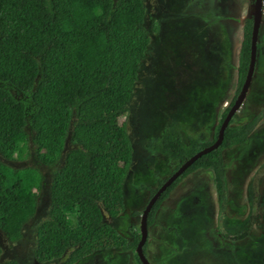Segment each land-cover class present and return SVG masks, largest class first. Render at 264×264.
<instances>
[{"label": "trees", "instance_id": "obj_1", "mask_svg": "<svg viewBox=\"0 0 264 264\" xmlns=\"http://www.w3.org/2000/svg\"><path fill=\"white\" fill-rule=\"evenodd\" d=\"M196 1L189 0L191 7ZM187 7L184 17L198 19L210 36H217L212 16L186 11ZM159 21L153 19L150 26L147 0H0V231L11 242L20 240L48 184L56 213L35 229L33 255L39 264L59 259L68 250L62 264H76L99 251L134 249L138 243L139 235L129 241L104 216L117 218L125 210L134 147L120 118L155 48ZM243 31L235 94L211 137L185 141L177 130L166 127L153 142L154 152L178 161L175 169L216 141L242 89L250 62L252 19L246 20ZM259 119L236 125L233 116L219 147L196 159L161 193L148 214V225L170 192L193 171L212 172L221 200L223 152L245 143ZM30 158L35 165L9 164ZM43 167L50 168L48 176ZM167 179H158L156 188L143 183L139 188L151 198ZM1 254L0 248V258ZM240 256L256 259L250 251ZM136 259L141 264L137 255Z\"/></svg>", "mask_w": 264, "mask_h": 264}, {"label": "rangeland", "instance_id": "obj_2", "mask_svg": "<svg viewBox=\"0 0 264 264\" xmlns=\"http://www.w3.org/2000/svg\"><path fill=\"white\" fill-rule=\"evenodd\" d=\"M147 4L150 22L159 18L160 30L153 38L155 48L140 69L136 95L120 118L127 124L134 147L133 172L126 183L125 210L118 218L104 216L105 222L129 240L139 234L140 215L150 199L139 184L156 188L158 179L170 176L178 164L154 152L153 142L166 127L177 130L185 141L189 137L210 138L233 99L243 39L239 19L246 15L245 6L249 11L246 0H237L240 7L236 11L225 3L226 14L222 12L219 18L229 20L217 25V36H210L198 19L181 14L187 0H147ZM187 5L186 11L192 12L191 4ZM262 24L256 73L236 112V125L255 116L260 117L259 122L245 143L223 152L226 173L221 200L212 172L200 170L184 179L161 205L155 216L159 221L151 227L147 244L153 264H264V19ZM69 147L67 144L65 150ZM9 164L35 165L36 161L30 158L26 163ZM43 172L48 176L50 168L43 167ZM49 191L45 184L36 213L24 224L20 240L11 242L0 231L1 262L15 259L20 264H39L33 255L35 229L56 213ZM175 215L183 219L178 224L172 221ZM242 251L254 253L256 259L245 260L240 256ZM132 254L99 251L76 264H140L134 256L129 257ZM65 256L44 264H62Z\"/></svg>", "mask_w": 264, "mask_h": 264}, {"label": "water", "instance_id": "obj_3", "mask_svg": "<svg viewBox=\"0 0 264 264\" xmlns=\"http://www.w3.org/2000/svg\"><path fill=\"white\" fill-rule=\"evenodd\" d=\"M250 17H252L253 24H252V36H251V48H250V62H249V67H248V72L245 78V81L243 83L242 89L235 100L233 106L227 113L225 119L223 120L221 127L219 129L218 137L216 141L196 154H194L192 157L187 159L181 166L163 183V185L157 190V192L152 196L150 201L148 202L145 210L143 211V214L141 216V239L140 242L138 243L137 246V254L142 261V264H150L148 259L143 253V245L146 241L147 238V233H148V226H147V218L148 214L155 203V201L159 198L161 193L178 177L180 174H182L196 159L201 157L202 155L216 149L219 147V145L222 143L223 140V135H224V129L227 127L229 124L230 119L234 116V114L237 112L239 109L241 103L244 101L245 96L247 94V91L249 89L251 80L253 78V74L255 71V64L257 60V42H258V35H259V28L260 24L263 18L262 14V0H256V3L253 4L250 9H249Z\"/></svg>", "mask_w": 264, "mask_h": 264}, {"label": "flooded vegetation", "instance_id": "obj_4", "mask_svg": "<svg viewBox=\"0 0 264 264\" xmlns=\"http://www.w3.org/2000/svg\"><path fill=\"white\" fill-rule=\"evenodd\" d=\"M247 1V4L246 5H248L249 6V8L253 5V4H255L256 3V0H246ZM188 2H189V0H187V4H188ZM262 2L264 3V0H262ZM225 3L226 4H232V6H233V11L235 10H237V8L238 7H240L239 6V4H237V0H234V4L231 2V1H229V0H226L224 3H220V0L218 1V0H197L196 1V3H195V6L193 7L194 8V12H197V13H200V14H202L203 15V17H207L208 15L209 16H212V18L213 19H215V21L217 22V24H218V26H219V24H222V23H225V22H227V20L228 19H226L227 17H225V18H219V16H220V14L222 13V12H224L225 11V9H226V5H225ZM189 6V5H188ZM147 7H148V9L150 8V5L149 4H147ZM193 8H191V9H193ZM225 8V9H224ZM224 9V10H223ZM245 9H246V6H245ZM223 10V11H222ZM230 13H231V11H230ZM223 14H226L225 12L223 13ZM229 14V13H228ZM232 14H234V12L232 13ZM210 18V17H209ZM211 19V18H210ZM263 19H264V16H263V18H262V21H261V24H260V28H259V35H258V42L257 43H259L260 42V35H261V28H262V26H263V24H262V22H263ZM248 20V19H247ZM206 21H208L207 19H205V22ZM200 22V21H199ZM200 24H201V22H200ZM209 30V29H208ZM260 44V43H259ZM260 48H261V45H260ZM260 49H257V60H256V64H255V71H254V74H253V77L255 76V73H256V69H257V66H258V60H259V57H260V51H259ZM248 72V71H247ZM252 80H253V78H252ZM252 80H251V82H252ZM250 85H251V83H250ZM250 87V86H249ZM249 90V89H248ZM247 93H248V91H247ZM246 96H247V94H246ZM246 96H245V98H246ZM245 100V99H244ZM234 116L237 118V116H236V113L234 114ZM238 119V118H237ZM176 169H174L173 171H175ZM196 171H193L192 173H190L189 175H192V174H194ZM188 175V176H189ZM188 176H186V177H184L176 186H175V188L170 192V194H169V197L167 198V199H169V198H171L172 196H171V194H172V192L173 191H175V190H177V189H179L180 188V184H181V182L184 180V179H186ZM166 199V200H167ZM165 200V201H166ZM164 201V202H165ZM163 202V203H164ZM163 203H162V205H163ZM162 209V207H160L159 208V210L156 212V214L160 211ZM156 214H155V216H156ZM182 215V214H181ZM181 215H175V216H177V218H175V219H172V221L174 222V223H179L181 220H183L182 218H181ZM134 216H136V215H134ZM118 218V217H117ZM179 218H181V219H179ZM157 221H159L158 219H157V217L155 218V220H154V223L152 224V225H150L149 227V236H148V240H147V242H146V245H144L143 246V249H144V253L146 254V256H147V259H148V261L150 262V264H153L150 260H149V254H148V247H147V244L149 243V241H150V229H151V227L153 226V225H155V223L157 222ZM176 225V224H175ZM184 227H186V224H184ZM179 228V227H178ZM124 237V236H123ZM126 238V237H125ZM135 238V236L132 238V240ZM127 239V238H126ZM129 240V239H128ZM129 241H131V240H129ZM138 242H139V240H138ZM137 246H138V243H137V245H136V247L134 248V249H128V250H122V251H129L130 253H132V252H134V254H132L131 256H129V257H131L132 259H136V255H135V250H136V248H137ZM121 250V249H120ZM146 251H147V253H146ZM133 256H134V258H133ZM123 259V258H122ZM123 260H125V258L123 259ZM127 260V259H126ZM127 262H129L128 260H127ZM141 262V261H140ZM134 263V262H133ZM129 264H131L130 262H129ZM141 264H142V262H141Z\"/></svg>", "mask_w": 264, "mask_h": 264}, {"label": "clouds", "instance_id": "obj_5", "mask_svg": "<svg viewBox=\"0 0 264 264\" xmlns=\"http://www.w3.org/2000/svg\"><path fill=\"white\" fill-rule=\"evenodd\" d=\"M249 9H250V8H249ZM245 14H246L245 16H243L241 19H239V20H241V22H243L242 30H243V27H244V25H245V23H246V20H247V19H252V17H250V15H249V14H251V13H250V11H247V9H245ZM262 14H263V16H264V3H263V2H262ZM230 18H231L230 21H233V20H232L233 17L230 16ZM228 20H229V19H228ZM228 20H227V21H228ZM252 24H253V20H252ZM243 33H244V31H243ZM242 40H243V39H242ZM240 46H241V45H240ZM257 49H258V48H257ZM237 70H238V69H237ZM230 109H231V108H230ZM183 163H184V162H183ZM183 163H182V164H183ZM180 166H181V164L179 165V167H180ZM179 167H178V168H179ZM131 168H132V165H131ZM178 168H177V169H178ZM177 169H176V170H177ZM176 170H175V171H176ZM202 170H203V169H202ZM175 171H173L172 174H173ZM197 171H200V170H197ZM197 171H196V172H197ZM132 172H133L132 169H130V170H129V174L127 175V178L130 176V174H131ZM172 174H171V175H172ZM171 175H170V176H171ZM170 176H168V178H169ZM215 190H216V189H215ZM151 198H152V197H151ZM151 198H150V199H151ZM150 199H149V201H150ZM149 201H148V202H149ZM147 204H148V203H147ZM147 204H146V206H147ZM145 208H146V207H145ZM145 208H144V210H145ZM144 210H143V211H144ZM142 214H143V212H142ZM142 214L140 215V225H139V234H138V235L140 236V238H139V242H140V239H141V231H140V228H141V216H142ZM147 226H148V233H147V238H146V241H145L144 245L146 244V242H147V240H148V236H149V228H150V227H149L148 223H147ZM138 235H136L135 237H137ZM139 242H138V243H139ZM144 245H143V246H144ZM136 249H137V248H136ZM106 251H109V250H106ZM143 253H144V249H143ZM135 254L138 256L136 250H135ZM144 255L146 256L145 253H144ZM85 258H86V257H85ZM138 258H139V256H138ZM146 258H147V256H146ZM82 260H84V259H82ZM82 260H81V261H82ZM139 260H140V258H139ZM140 261H141V260H140ZM141 262H142V261H141Z\"/></svg>", "mask_w": 264, "mask_h": 264}]
</instances>
